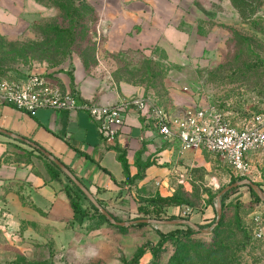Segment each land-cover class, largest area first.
<instances>
[{"label": "rangeland", "instance_id": "rangeland-1", "mask_svg": "<svg viewBox=\"0 0 264 264\" xmlns=\"http://www.w3.org/2000/svg\"><path fill=\"white\" fill-rule=\"evenodd\" d=\"M37 1L46 7L45 15L32 18L29 29L21 34H0V82L30 73L53 77L48 72L52 69L72 73L75 61L81 60L103 84L112 79H132L144 86L146 97L166 107L185 106H175L171 101L169 90L177 88L201 106H217L233 122L264 112V0H230L234 15L226 11L224 0H196L193 12L180 16L178 24L197 28L200 36L218 30L219 36L214 39L212 52L188 67L168 62L160 49L154 51L156 59L130 53L114 55L115 61L104 53L107 28L89 0ZM177 147L166 163H159L155 157L148 160L163 167L162 174L147 179L142 168L116 191L98 192L88 187L117 221L188 219L202 227L193 235L165 239L158 258L147 248L137 264H167L181 250L194 256L198 242L210 241L216 233L232 251V264H259L263 251L253 240L252 229L255 213L264 219V199L250 185L226 191L220 199L221 224L214 229L217 195L227 185L240 181V176L212 152L194 151L187 159ZM250 164V171L241 177L252 180L264 193V148L257 151ZM60 176L54 178L78 198L83 213L60 226H47L43 237L14 234L2 223L0 264H128L141 247L156 246L161 241L160 231L186 230L190 226L180 222L114 224L99 208H93L64 172ZM251 188L261 201L255 199ZM159 196L176 197L184 204L164 207L160 216L145 214L144 209H151L152 200Z\"/></svg>", "mask_w": 264, "mask_h": 264}, {"label": "crops", "instance_id": "crops-1", "mask_svg": "<svg viewBox=\"0 0 264 264\" xmlns=\"http://www.w3.org/2000/svg\"><path fill=\"white\" fill-rule=\"evenodd\" d=\"M89 1L107 28L104 53L114 60V55L130 53L156 59L154 51L160 49L168 62L188 67L212 52L214 39L218 40V30L200 36L197 28L178 24L180 16L193 12L196 0ZM224 6L234 15L230 0H224ZM45 10L37 0H0V34L23 33L34 18L45 15ZM89 70L77 60L72 73L68 69L48 72L62 89L76 93L81 100L113 103L133 95L145 96L144 86L132 79H112L103 84ZM169 92L175 106L200 105L177 88ZM0 128L7 131L0 130V227L5 223L14 234L26 237H43L47 226H60L75 218L70 198L62 182L50 172L43 150L60 159L87 187L108 193L135 178L142 168L147 179L162 174L163 167L148 160L155 157L159 163H166L179 148L145 125L136 109L128 111L120 133L110 142L102 138L96 122L84 110L44 108L32 116L0 103ZM194 151L200 150L181 148V156L188 159ZM121 153L128 160L129 179L119 158ZM256 153L249 154L251 162Z\"/></svg>", "mask_w": 264, "mask_h": 264}, {"label": "built area", "instance_id": "built-area-1", "mask_svg": "<svg viewBox=\"0 0 264 264\" xmlns=\"http://www.w3.org/2000/svg\"><path fill=\"white\" fill-rule=\"evenodd\" d=\"M0 103L35 116L39 109L84 110L96 122L105 141H114L120 133L128 111L136 109L145 125L152 127L166 141L182 149L208 151L226 162L236 176H245L251 168L249 154L264 148V112L242 122H233L215 105L168 108L146 96H130L113 103L81 100L64 90L43 73H30L19 79L0 82ZM253 240L263 251L264 219L253 216Z\"/></svg>", "mask_w": 264, "mask_h": 264}, {"label": "trees", "instance_id": "trees-1", "mask_svg": "<svg viewBox=\"0 0 264 264\" xmlns=\"http://www.w3.org/2000/svg\"><path fill=\"white\" fill-rule=\"evenodd\" d=\"M44 157L46 158L45 155H44ZM119 158L124 165V169L126 171L127 178L129 179L130 176H129L128 160L125 157V154H123V153L120 154ZM47 161H48V167H49L50 172L52 173L53 177L59 178L60 173H62L63 171L60 169V167L58 165H56L51 160L47 159ZM239 178L243 179V177H241V176ZM71 182H73V181L71 180ZM74 185H75V183H74ZM75 186L77 187V189L79 191H81V189L77 185H75ZM97 190H98V192L105 191L103 189H97ZM251 190L254 192L255 199L258 201H261L260 196L257 195L256 192L252 188H251ZM65 191H66L68 197L70 198V202H71V205L74 209L75 216L83 213L82 208H81V204H80L78 198L73 196V193L69 189H65ZM152 203H153L152 208L151 209H144V213L145 214L154 213L155 215L160 216L164 212L163 211L164 207H168V206H172V205L179 206V205L184 204V201H182L176 197L159 196L156 199H153ZM93 208L96 211L99 210L94 204H93ZM144 218H147V217H144ZM144 218H141V219H144ZM137 224L138 225H145L146 223L145 222H139ZM220 224H221V219L217 223V225L215 226L214 229H218ZM248 229H247V232L250 235V229L249 230ZM201 231H202L201 226H200V230H196V229L189 226L186 230L176 229V230H172V231H169L166 233L160 231L159 233L161 235V241L156 246L146 245L144 247H141L137 251V253L134 255V257L132 258V261L128 264H137L139 262V260L141 259V257H143L147 248L150 249V251L154 255V258H158L159 252H160V247L162 246V243L165 239H168V238L174 239V238H178V237L183 236V235H186V236L193 235L194 233L201 232ZM232 256H233L232 251H229V247L222 244V240L219 239V233H216V235H214L210 241L198 242V251H195L194 256L189 255L185 250L184 251L181 250L180 252H177L167 264H232ZM152 264H156V262L154 261Z\"/></svg>", "mask_w": 264, "mask_h": 264}, {"label": "water", "instance_id": "water-1", "mask_svg": "<svg viewBox=\"0 0 264 264\" xmlns=\"http://www.w3.org/2000/svg\"><path fill=\"white\" fill-rule=\"evenodd\" d=\"M1 131H5L0 128ZM7 132V131H5ZM9 134L14 135L11 132H8ZM45 155L47 156L48 159H50L52 162H54L56 165L60 167V169L77 185L81 191L89 198V200L97 207L99 208L102 213L114 224L118 225H131V224H137L139 222H145V223H175V222H180V223H187L196 230H200V227L192 222L191 220L188 219H183V220H158L154 218H144V219H137V220H132L129 222H124V221H117L106 209H104L101 204L98 202V200L95 198L94 194L90 191V189L71 171V169L65 165L60 159H58L56 156L51 154L48 151L43 150ZM241 185H250L256 192L260 194V196L264 199V193L262 190L259 189V186L254 183L250 179H241L240 181H236L234 183H231L224 187L219 194L217 195L218 202L216 204V210H217V223L219 222L220 218L222 217L223 213V207L222 203L220 201L221 196L228 190L233 189L235 187L241 186ZM203 230V229H202Z\"/></svg>", "mask_w": 264, "mask_h": 264}]
</instances>
